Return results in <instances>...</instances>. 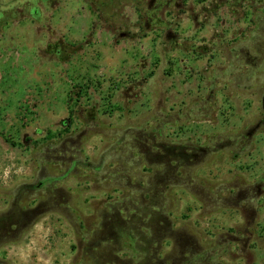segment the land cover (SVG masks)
<instances>
[{"label": "rangeland", "instance_id": "374dc122", "mask_svg": "<svg viewBox=\"0 0 264 264\" xmlns=\"http://www.w3.org/2000/svg\"><path fill=\"white\" fill-rule=\"evenodd\" d=\"M263 98L264 0H0V264H264Z\"/></svg>", "mask_w": 264, "mask_h": 264}, {"label": "flooded vegetation", "instance_id": "af4514ba", "mask_svg": "<svg viewBox=\"0 0 264 264\" xmlns=\"http://www.w3.org/2000/svg\"><path fill=\"white\" fill-rule=\"evenodd\" d=\"M34 14L36 15L37 12L34 11ZM264 103V98H263ZM264 124V119L260 120L255 127L250 129V131L247 133V138L250 139L255 135V133L262 127ZM152 141L155 143V136H153ZM236 143V142H235ZM229 148L233 143L229 142L227 143ZM237 144V143H236ZM153 147L161 148V152L154 154L151 152V149H148V157L151 159V161H154L155 159L164 161L166 163V167L168 171L170 172L172 170L170 163L172 161L177 162L180 166L182 164L187 163L188 165H193L194 162L202 161L203 158L207 157L208 153L210 152V147H191L186 145H156L153 144ZM152 147V148H153ZM157 183H163V180H158ZM39 185H43V183H40ZM260 185L264 187V177L261 180ZM29 188H33L32 186H28ZM259 192V190H258ZM249 193L244 192L243 196H247ZM31 222V216L29 213H21V212H13L11 214L6 215V217L2 218L0 220V231H2V236H11L9 234L12 232L13 228H17V230H22V228H26ZM112 224V223H111ZM108 230V234L111 236L112 234L116 235V233H113L112 227H105ZM164 229V228H163ZM14 233V231H13ZM182 246L184 247H191L192 242L186 238L178 239Z\"/></svg>", "mask_w": 264, "mask_h": 264}, {"label": "trees", "instance_id": "16d2710c", "mask_svg": "<svg viewBox=\"0 0 264 264\" xmlns=\"http://www.w3.org/2000/svg\"><path fill=\"white\" fill-rule=\"evenodd\" d=\"M153 202H155L154 200H150L151 205H153ZM119 229H116L113 231V233H116V235L112 234L111 236L113 237L114 241L117 242L119 241V236L121 235L122 232H126L129 230V228H127L126 224L123 225L122 229L120 231H118ZM128 235V233H127ZM115 263V262H113ZM145 264V263H144Z\"/></svg>", "mask_w": 264, "mask_h": 264}, {"label": "crops", "instance_id": "0c3cea01", "mask_svg": "<svg viewBox=\"0 0 264 264\" xmlns=\"http://www.w3.org/2000/svg\"><path fill=\"white\" fill-rule=\"evenodd\" d=\"M46 227H47V226H45V225H43V224H34V225L32 226V228H40L41 231H42V230L44 231V229H45Z\"/></svg>", "mask_w": 264, "mask_h": 264}]
</instances>
